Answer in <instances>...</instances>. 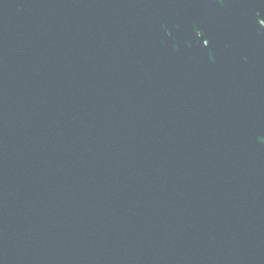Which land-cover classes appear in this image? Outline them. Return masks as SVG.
I'll return each instance as SVG.
<instances>
[{"label": "water", "instance_id": "95a60500", "mask_svg": "<svg viewBox=\"0 0 264 264\" xmlns=\"http://www.w3.org/2000/svg\"><path fill=\"white\" fill-rule=\"evenodd\" d=\"M264 0H0V264H264Z\"/></svg>", "mask_w": 264, "mask_h": 264}, {"label": "flooded vegetation", "instance_id": "af4514ba", "mask_svg": "<svg viewBox=\"0 0 264 264\" xmlns=\"http://www.w3.org/2000/svg\"><path fill=\"white\" fill-rule=\"evenodd\" d=\"M263 23V22H262ZM263 25H264V23H263Z\"/></svg>", "mask_w": 264, "mask_h": 264}]
</instances>
